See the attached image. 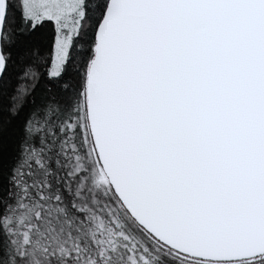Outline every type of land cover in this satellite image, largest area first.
Instances as JSON below:
<instances>
[{
    "label": "snow or ice",
    "instance_id": "6c2138e0",
    "mask_svg": "<svg viewBox=\"0 0 264 264\" xmlns=\"http://www.w3.org/2000/svg\"><path fill=\"white\" fill-rule=\"evenodd\" d=\"M0 264H264V0H0Z\"/></svg>",
    "mask_w": 264,
    "mask_h": 264
}]
</instances>
